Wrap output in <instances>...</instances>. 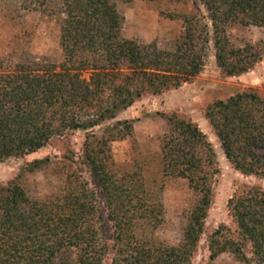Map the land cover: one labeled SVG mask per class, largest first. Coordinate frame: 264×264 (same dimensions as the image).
I'll list each match as a JSON object with an SVG mask.
<instances>
[{"label":"trees","instance_id":"obj_1","mask_svg":"<svg viewBox=\"0 0 264 264\" xmlns=\"http://www.w3.org/2000/svg\"><path fill=\"white\" fill-rule=\"evenodd\" d=\"M201 1L207 15L186 16L181 38L167 50L126 37L116 0H25L58 17L63 60H22L0 70V163L57 141L59 154L36 158L24 171L54 167L59 184L32 197L17 178L0 183V264H197L219 172L206 132L179 110L161 114L162 175L187 179L193 192L178 245L156 237L161 194L138 163L116 161L112 144L133 134L134 120H115L119 112L147 93L192 81L211 40L226 75L246 73L264 58V40L236 45L227 31L230 24L264 27V0ZM204 116L233 167L264 179V86H235L209 102ZM77 130L85 133L79 153L68 136ZM229 208L237 234L224 223L209 234L206 264L222 253L264 264V187L245 186Z\"/></svg>","mask_w":264,"mask_h":264},{"label":"rangeland","instance_id":"obj_2","mask_svg":"<svg viewBox=\"0 0 264 264\" xmlns=\"http://www.w3.org/2000/svg\"><path fill=\"white\" fill-rule=\"evenodd\" d=\"M124 16L123 33L141 44L155 43L158 47L173 50L185 30V17L207 15L201 0H116ZM206 21H209L206 18ZM227 31L236 45L247 41L264 40V27L230 24ZM212 38V30L210 31ZM38 60L59 64L63 60L60 45V21L57 16L44 9H29L25 0H0V70L9 69L16 61ZM227 85L229 87H224ZM235 86H264V58L254 68L239 76L226 75L217 64L212 40L208 43L205 65L190 82L161 94L147 93L117 118L134 120L131 137L113 142L116 161L123 165L138 163L150 187L159 191L164 206V217L156 230V237L168 245H178L187 223L186 211L193 201V192L185 178L163 177L160 160L161 137L166 121L162 112L179 110L193 117L206 132L216 152L219 172L214 179V198L209 209L205 232L195 256L197 264L209 260L208 236L222 223L233 234L236 223L230 213L229 200L234 193L247 185H262L264 179L245 175L235 169L227 159L221 143L204 116V108L216 98L230 95ZM113 120V121H115ZM75 150L79 153L84 141V131L68 134ZM60 143L51 145L22 157H9L0 163V183L18 179L32 197H42L59 184L54 167L26 172L24 167L36 158L60 153ZM85 177L91 186L95 182L86 171ZM245 251L252 258L251 245L245 242ZM216 264H257L254 261H239L230 253H222Z\"/></svg>","mask_w":264,"mask_h":264}]
</instances>
